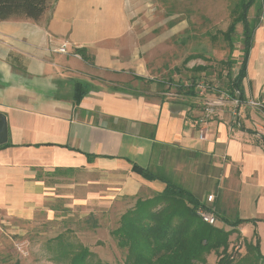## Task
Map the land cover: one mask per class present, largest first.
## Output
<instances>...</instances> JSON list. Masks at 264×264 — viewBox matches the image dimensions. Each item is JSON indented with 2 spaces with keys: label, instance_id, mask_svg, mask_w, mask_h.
I'll list each match as a JSON object with an SVG mask.
<instances>
[{
  "label": "crops",
  "instance_id": "0c3cea01",
  "mask_svg": "<svg viewBox=\"0 0 264 264\" xmlns=\"http://www.w3.org/2000/svg\"><path fill=\"white\" fill-rule=\"evenodd\" d=\"M140 5L54 0L39 21H0V116L7 125L0 213L6 217L35 221L44 213L52 220L93 211L98 226L112 225L129 201L165 187L143 179L137 166L198 203L213 195L222 227V218H248L241 211L264 220V113L241 105L233 118L226 102L199 124L201 101L176 96L151 76L147 56L154 49ZM254 36L242 86L255 77L259 97L263 24ZM63 44L66 53L57 52ZM76 86L83 93L78 102Z\"/></svg>",
  "mask_w": 264,
  "mask_h": 264
},
{
  "label": "rangeland",
  "instance_id": "374dc122",
  "mask_svg": "<svg viewBox=\"0 0 264 264\" xmlns=\"http://www.w3.org/2000/svg\"><path fill=\"white\" fill-rule=\"evenodd\" d=\"M140 2V16L145 14L147 20L146 42L154 49L153 53L147 56L153 80L163 81L165 86H169L167 90L171 89L170 92H175V95L184 96V92H177L178 83L188 85L191 78L197 76L198 82L202 81L207 85L206 94L212 98H227L229 93L227 77L222 62L227 60L229 49L218 32L225 31L230 24L232 10L237 0H140ZM262 6L261 24L264 26V0ZM253 14L254 9H251L249 17ZM240 33L241 25L238 24L234 36L235 50L232 53V58L236 60H239L241 55ZM208 34L215 35V39H211ZM197 66H205L207 70L203 72L194 70ZM236 70L237 67H234V73ZM263 74L264 68L259 75L261 85L259 97L254 95L257 85L253 77L250 82L244 80L245 92L251 95L252 99L248 97L240 101L236 92L234 99L227 102L233 106L232 102L238 99L239 109L241 105L249 107L247 100L264 104ZM187 79L190 80L189 83ZM199 100L196 92L193 101ZM252 108L258 109V105ZM134 203L133 200L129 201L122 211L132 207ZM118 213L114 214L116 221L104 227L98 226L100 219L93 211L82 217L81 212L70 211V217L52 220H47L44 213H41L35 221L17 220L0 213V264H58L52 260L53 253L50 250L55 243L48 240L61 233L66 235L69 243L86 246L93 254L92 264H96L97 261L124 264L125 250L120 249L110 235V231L118 226L120 218ZM59 214L55 213L56 216ZM241 215L248 218H239L241 221L239 228L237 227L239 236L232 234L229 239L228 252L231 257L233 256L232 264L245 254V242H257L258 250L264 256V220L251 219V211H241ZM95 224L97 227L94 228ZM225 229L228 230V227ZM218 259L219 255L210 252L206 255V264H217Z\"/></svg>",
  "mask_w": 264,
  "mask_h": 264
},
{
  "label": "trees",
  "instance_id": "16d2710c",
  "mask_svg": "<svg viewBox=\"0 0 264 264\" xmlns=\"http://www.w3.org/2000/svg\"><path fill=\"white\" fill-rule=\"evenodd\" d=\"M54 0H0V21L9 19H29L39 21ZM254 14L249 17V12ZM263 14L262 0H237L232 10V20L225 31L218 32L229 49L225 66L228 96L244 101L243 79L246 77V66L253 46L255 30L260 26ZM241 25L240 59L232 58L235 50L236 27ZM211 39L215 35L208 34ZM234 67H237L234 73ZM194 70L206 71L205 66ZM198 77H192L191 83L177 85V92H184L190 98L196 96ZM83 93L76 86L75 100L78 102ZM264 113V104L261 110ZM143 179L161 181L165 184L161 192L150 197L138 198L134 205L123 212L117 228L110 231L116 245L125 250L124 264H206V255L213 252L219 255L217 264H232L233 256L228 252L229 239L232 234L239 236L237 227L241 221L220 219L225 227L210 226L201 221L195 210L199 203L183 188L174 185L159 175L133 166ZM94 228L97 225H93ZM66 230V229H65ZM66 235L58 234L51 240L54 247L52 260L58 264H92L93 254L86 246L72 244ZM96 264H106L97 261ZM234 264H264V256L258 250V244L245 242V254Z\"/></svg>",
  "mask_w": 264,
  "mask_h": 264
},
{
  "label": "built area",
  "instance_id": "2783aa9c",
  "mask_svg": "<svg viewBox=\"0 0 264 264\" xmlns=\"http://www.w3.org/2000/svg\"><path fill=\"white\" fill-rule=\"evenodd\" d=\"M59 53H66V44H63L62 46H60L59 48H57L56 50ZM207 85L200 81L197 83L196 85V92L198 94V97L202 103V115L199 118V124H205L206 120L210 117H212L216 111V109L220 106L223 105L224 102L230 101V99H234V98H230L229 96H226L227 98H212L211 96H209L208 94H206L207 92ZM246 103L248 104L249 107H255V105H258V109H262L263 104H258L256 102H254L253 100H247ZM232 104H234L232 106V110H231V116L233 118H237L239 115V105L240 102L238 99L234 100V102H232ZM260 106V107H259ZM257 108V107H256ZM204 131L205 129H200L199 130V138L203 139L204 138ZM214 200V196L213 195H209L206 197L205 202L203 203H199V206L196 208L195 213L196 215L201 219L202 222H204L207 225L210 226H214L216 225L217 221H218V217L216 214L215 209L212 207L211 203Z\"/></svg>",
  "mask_w": 264,
  "mask_h": 264
},
{
  "label": "water",
  "instance_id": "95a60500",
  "mask_svg": "<svg viewBox=\"0 0 264 264\" xmlns=\"http://www.w3.org/2000/svg\"><path fill=\"white\" fill-rule=\"evenodd\" d=\"M7 142V125L5 118L0 116V145H3Z\"/></svg>",
  "mask_w": 264,
  "mask_h": 264
}]
</instances>
